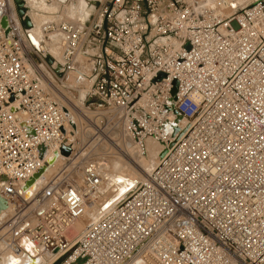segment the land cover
<instances>
[{"label":"built area","instance_id":"1","mask_svg":"<svg viewBox=\"0 0 264 264\" xmlns=\"http://www.w3.org/2000/svg\"><path fill=\"white\" fill-rule=\"evenodd\" d=\"M41 1H82L94 13L41 27L42 46L58 38L56 61L0 0V197L14 205L4 234L13 252L25 239L62 264H264V0L225 18L195 0ZM63 89L83 91L80 104ZM170 107L181 116L175 135ZM92 112L138 150L148 141L163 150L146 179L71 242L103 180L77 161L67 127L72 113ZM61 146L70 155L29 203L22 187Z\"/></svg>","mask_w":264,"mask_h":264},{"label":"bare ground","instance_id":"2","mask_svg":"<svg viewBox=\"0 0 264 264\" xmlns=\"http://www.w3.org/2000/svg\"><path fill=\"white\" fill-rule=\"evenodd\" d=\"M211 1H212V3H210V4L212 5V9H213L214 14L220 18H225L235 10L236 6H239V5H237V3L241 4L244 0H236V2H234L235 0H225L228 3L226 8L225 7L217 8L213 3L214 0H211ZM59 2L63 3V1H59ZM27 3H30L32 11L35 14H42L43 15L44 13L46 14L47 11L48 12L51 11V13H50L51 15L49 17V20L46 21L47 23H51L50 22V21H52L51 18H55V17H52L53 14L56 17H58V14H59L60 20L54 21L52 23H56V24L65 23V22H81L82 23L84 21L80 20V18L83 16H86L90 12V9L88 8V6H86L82 1H79V2L73 3V4H65V5L72 6V7H70V10H69L70 13H68V14H66L64 12L65 8L68 6L62 7V5L58 2L51 3L49 5L51 8H47L46 5H48V4H45L41 0H39V1L38 0H27ZM8 5H9V9L11 10V12H13L14 10L16 11V6L14 3V0H8ZM44 11H46V12H44ZM42 12H44V13H42ZM61 18H64V20H62ZM47 23H45V24H47ZM31 24H32V21H31ZM45 24H43V25H45ZM32 27L33 28H31L29 33L31 34L34 41L37 43V48H39V46H41L42 48L44 47L48 51V54L50 56H53L55 58V60L58 61V49H57L58 38L55 36H49L48 41L44 40L46 46H42L40 44V40H42L41 39L42 36H41L40 32L37 30V27L34 24V21H33ZM41 27H40V29H41ZM55 63H56V61H55ZM68 82H70L71 85L73 83H76L74 76H71V78ZM52 91L56 97L60 98V100H62L64 102L66 101V99L63 97V95H61L58 91H55V90H52ZM82 98H83V91H80L79 92V98L75 103L79 105ZM75 114H77L78 116L80 115L78 113H75ZM98 115L101 116L100 113H98ZM181 125L183 126V123ZM64 132L66 135H69V132H67L66 130H64ZM113 134H114V137H120L122 139V142L121 141L118 142L121 144L120 146L122 148H118V146H117V150H118V152L119 151L122 152L124 150L125 153L127 154V159H128V160H124V159L119 158L118 156H114V155L109 156L110 158H114V160L111 161L110 164H111L113 171L115 173H117V175L111 176V179H109V180H111L110 181L111 185H109V187L112 188L113 186H116V188H117L116 193L113 196H110L108 198L107 196H109L108 193L110 192L111 189L108 192H104V191H102L103 187H102V190H100V188H101L100 187L99 190L95 194L91 195L88 198V202L85 204L84 214L72 225V233L69 234L71 228L68 231L67 238L69 240H71V242L74 240L75 237H78L80 235V233L81 234L83 233L86 226H89L90 223L87 225L85 224L86 220H91V221L97 220L101 216V214L105 210H107L108 208L112 207L113 204L118 199L125 197L126 193L135 187L136 182H138V181L143 182L145 180L144 175L150 173V171L152 170V168L154 167V165L157 163V161L159 160V158L162 155L161 152L163 150V147L156 142L148 141L146 144V147H145V153L147 156L142 157L140 150L136 149L133 146V144L130 142L129 139L123 140V138H122L123 133L121 131H119L118 133H113ZM109 135H110V138L113 139L111 137V134H109ZM104 138H106V136H104ZM69 140H71V135H69ZM108 141H110V140H108ZM111 144H114V143L111 142ZM81 153H85V152L81 151L80 154ZM65 159H66V157H63L60 154H58L56 156H53V155L51 156V155L47 154L46 155L47 164H44L43 170H41L40 174L38 176H36V179L31 181V186H30V189H29L28 193L26 194V196H28V194H32L33 192H36V191L38 192V189H40L42 187L44 180L48 179V177L50 175L52 176V174L54 172H57L60 169V165L62 164V162ZM78 160L80 161L81 158L78 157ZM83 162L84 161H82V163ZM84 163L86 164V162H84ZM136 163H139L141 165L142 169L138 168ZM130 171L132 174H130ZM102 180L104 182V180H105L104 176H103ZM96 196H99L98 198L100 200H101V198H103L102 199L103 201L98 204L97 203L98 200H96ZM32 198L30 197L29 199L32 200ZM29 199H27V200H29ZM31 200H29V203L31 202ZM13 207H14V205L7 206V204H6V209L4 211L0 212V218H3L4 216H6L8 212L9 213L12 212L14 210ZM17 214H19V212H17ZM31 221L32 220H30V222ZM6 238H8V237L6 236ZM5 240H9L11 242L10 238L5 239ZM25 242H27V241L25 240ZM2 243H3L2 244L3 251L6 250L5 255H4L5 258H3V261L5 262V264H52L54 262V260L58 257V253L50 254V253L40 252V250L38 248H36V246L34 247L28 242H27L28 245L26 246V248L28 249L29 252L22 251L23 252L22 254H15L12 250V246H13L12 242H11V244H9L7 242H6L7 243L6 244L5 241ZM128 264H147V263L142 261L140 258H135Z\"/></svg>","mask_w":264,"mask_h":264},{"label":"rangeland","instance_id":"3","mask_svg":"<svg viewBox=\"0 0 264 264\" xmlns=\"http://www.w3.org/2000/svg\"><path fill=\"white\" fill-rule=\"evenodd\" d=\"M253 1L254 0H244L241 4L237 3V5H239V6H236L235 9L243 8V7L247 6V5H249L250 3H252ZM194 2H195L196 6H205V8L209 12H213L212 5L210 4V3H212L211 0H195ZM234 2H236V0ZM58 3H60L62 5V7L63 6H68V7L65 8V11L64 10L63 11L66 14L70 13L69 10H70V7H72V6L65 5V4H63L61 2H58ZM49 5L50 4L46 5L47 8H51ZM88 8L90 9V12L86 16H83V17L80 18V20H83L84 22L89 21L91 19L92 15H93V13H94L93 6H88ZM44 12H46V11H44ZM44 12H42V13H44ZM50 13H51V11H49V12L47 11V13L46 14L44 13L43 15L42 14H35L32 11L30 3H27V0H24V15H25L26 18H28L30 21H32V24H33V21H34V24L36 25L37 30L39 32H40V27L43 24L47 23L46 21L49 20V17L51 15ZM52 17H55V18H51L52 21H50V22H54V21H59L60 20L59 19V14H58V17H56L54 14H53ZM61 19L64 20V18H61ZM69 88L72 89V87H69ZM63 94L65 95L66 99L68 101L72 102V103H75L78 100L79 94L77 92H73V91L70 92L67 89H63ZM64 104H66V103H64ZM72 114L74 116V118H73L74 126L70 125V123H69L67 129H69L71 132H73V134L76 137L75 146H76L77 151L78 152H81V151L85 152V153H81L79 155V158H81L80 162H82V161L86 162V166L87 167L89 166V168H91L93 171H97V173L101 176V178H103V176H104L105 180H104L100 190H102V187H103L102 191H104V192H108L111 189L110 192L108 193L109 196H107L109 198L110 196H113L116 193V190H117L116 186H113L112 188L109 187V185H111V183H110L111 180H109V179H111V176L117 175V173H115L113 171V169L111 167V164H110V162L113 161L114 158H110L109 156H113L114 155V156H118L119 158H122L124 160H128L127 159V154L125 153L124 150L122 152L121 151L118 152L117 146H118V148H122V147L120 146L121 144L118 143V137H114V134H113V133H118L119 131H121V127L120 128L119 127L116 128L114 131H112L111 125H108L107 127L103 128L104 121L101 123V120H98L99 116L97 115V113H93V114L87 115V117H85V118L82 117L81 115H79L80 116L79 117L75 113H72ZM97 129H99V132H101V133H99ZM99 134L102 137H103V135L106 136L108 134H111V137L113 139L112 140L110 139V141H108V139L102 138ZM108 137L110 138V135ZM124 138L127 139L126 137H124ZM111 142L114 143V144H111ZM142 150L140 151L141 152V156L142 157H146L147 155H146L144 149H142ZM63 162H62V164H63ZM62 164L60 165V168H61ZM136 165L138 166V168L142 169V167H141V165L139 163H136ZM55 173L56 172H54L52 175H54ZM130 174H132L131 171H130ZM146 176H147V174L144 175L145 179H146ZM140 183H141V181H138V182H136V185H138ZM35 193H37V191L32 193L31 198L34 196ZM98 197L99 196H96V200H98L97 203L99 204V203H101L103 201L102 200L103 198H101V200H100ZM120 199H118L115 203H117ZM26 208H27L26 206L25 207L21 206V208H19V209L17 208L16 210H19V212L23 213L26 210ZM13 213L14 212H10V213L8 212L6 216H4L3 218H0V220H1L0 221V264H5V262L3 261V258H5L4 255H5V251L6 250L3 251V247H2L3 243L2 242L5 241V243L7 242V243L11 244L10 241L8 242V240H5L7 238H6V235H4V234L7 232L5 230V228H6V226H5L6 223L5 222L11 217V215ZM91 222H93V221L86 220L85 224L87 225V224H89ZM87 227L88 226L85 227V230L87 229ZM71 233H72V227H71V230H70L69 234H71ZM80 235H81V233H80ZM78 237H75V238L73 237L74 238L73 241H76L78 239ZM53 264H62V260H59V261H57V262H55Z\"/></svg>","mask_w":264,"mask_h":264},{"label":"water","instance_id":"4","mask_svg":"<svg viewBox=\"0 0 264 264\" xmlns=\"http://www.w3.org/2000/svg\"><path fill=\"white\" fill-rule=\"evenodd\" d=\"M14 3H15V6H16L17 15L22 20V24H23L24 29L27 30V39L29 40V42L31 43L32 46L37 48V43L34 41V39L32 38L31 34L29 33V31L32 28L31 21L28 18H26L25 15H24V0H14ZM2 26L5 27V22L4 21L2 22ZM47 63H49V64L51 63V60L49 58H47ZM175 94H176V82H173V89L171 91V101H174ZM169 110H171L173 115L175 116V121H174L173 124H170V125L168 124V129L172 133V135H175L178 132V128L175 125L178 122L181 121V116L179 114H177L173 110L172 107H170ZM59 154L61 156H63V157H68L70 155V148L66 147V146H61V148L59 150ZM56 155H58V153H54L53 154V156H56ZM44 157H45V152H44V150H42L40 158L43 159ZM46 164H47V162H46ZM41 170H43V167H41V169L33 177V179L30 180V182H28L27 184H25V186L22 187L21 193L23 194V198L25 200L29 199L32 196V194H28V196H26V194L28 193V191L30 189L31 181L36 179V176H38L40 174ZM130 191H128V192H130ZM5 209H6V202L0 197V212L4 211ZM27 245H28V243L25 242L24 239H20L19 246L23 249L24 252H29L28 249L26 248Z\"/></svg>","mask_w":264,"mask_h":264}]
</instances>
